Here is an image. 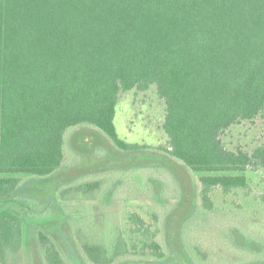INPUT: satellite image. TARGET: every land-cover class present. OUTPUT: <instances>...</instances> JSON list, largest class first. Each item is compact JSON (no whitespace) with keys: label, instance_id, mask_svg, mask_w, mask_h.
<instances>
[{"label":"trees","instance_id":"trees-1","mask_svg":"<svg viewBox=\"0 0 264 264\" xmlns=\"http://www.w3.org/2000/svg\"><path fill=\"white\" fill-rule=\"evenodd\" d=\"M152 86L165 103L167 146L127 142L115 125L121 94ZM258 117L264 118V0H0V264H21L26 225L39 240L42 264L127 258L175 264L155 238L158 225L151 231L135 214L130 228L128 220L105 213L79 215L85 208L32 195V179L18 177L46 179L62 171L65 135L87 125L120 152H159L202 174L201 202L182 219L178 237L192 264H216L191 237L193 214L206 220L216 210V190H241L264 210V193H253L245 175L264 169V140L251 151L224 142L233 126ZM143 166L169 170L155 160ZM102 183L70 179L57 192L62 201L94 200L108 189ZM58 212L72 256L39 221ZM244 228L237 234L242 248H263L248 264H264V238L254 240Z\"/></svg>","mask_w":264,"mask_h":264},{"label":"rangeland","instance_id":"rangeland-1","mask_svg":"<svg viewBox=\"0 0 264 264\" xmlns=\"http://www.w3.org/2000/svg\"><path fill=\"white\" fill-rule=\"evenodd\" d=\"M165 103L158 95L155 86L146 91L133 89L122 93L116 107L115 125L119 136L131 143L148 144L154 147L167 146L168 135L163 129L165 121ZM65 167L59 173L38 179L28 175H18L22 179H32L28 186L32 195L54 198L59 205H75L85 208L79 215L105 213L117 222L127 221V227L135 226L129 215L135 214L143 218L151 231L156 225L161 229L155 237L170 252V260L175 264H192L181 250L178 228L182 219L201 202V175L192 173L179 162L164 157L159 152L129 154L118 151L108 137L93 126L71 128L65 135ZM264 140V118L244 121L233 126L224 135V142L230 149L242 147L253 150ZM162 162L163 167H141L147 161ZM245 175L253 189V193H264V169L247 170ZM180 178L185 196L178 198L179 191L176 177ZM70 179L103 181L104 194L94 200L62 201L57 192L60 183ZM216 210L206 219L202 212L193 214L190 225L191 237L208 251L216 264H248L261 251L251 245L254 252L242 247V235H237L240 227L253 237L264 238V210L259 200L244 196L241 190L236 194L224 195L220 190L213 194ZM174 212L167 219L171 208ZM240 209H248L240 213ZM232 210L236 211L230 214ZM240 213V215H239ZM219 215V216H217ZM222 215V216H221ZM249 215L251 220H244ZM246 218V217H245ZM158 219V221L156 220ZM49 231L56 233V238L64 247L68 256L76 253L65 217L58 212L52 217L39 220ZM242 231V230H241ZM240 231V233H241ZM24 246L21 250V264H42L38 249L39 240L28 230H24ZM189 237V233L187 234ZM256 250V251H255ZM260 253H258L259 256ZM127 258L122 264L137 263ZM143 259L141 264H152ZM133 261V262H132Z\"/></svg>","mask_w":264,"mask_h":264}]
</instances>
